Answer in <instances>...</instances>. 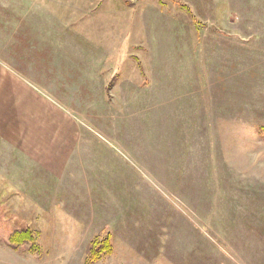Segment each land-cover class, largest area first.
Returning <instances> with one entry per match:
<instances>
[{"label": "rangeland", "instance_id": "374dc122", "mask_svg": "<svg viewBox=\"0 0 264 264\" xmlns=\"http://www.w3.org/2000/svg\"><path fill=\"white\" fill-rule=\"evenodd\" d=\"M99 231L92 264H264V0H0V264Z\"/></svg>", "mask_w": 264, "mask_h": 264}, {"label": "trees", "instance_id": "16d2710c", "mask_svg": "<svg viewBox=\"0 0 264 264\" xmlns=\"http://www.w3.org/2000/svg\"><path fill=\"white\" fill-rule=\"evenodd\" d=\"M30 243L29 251L39 256L41 252L40 246L36 243L33 232L30 229L15 231L11 234L7 245L12 249H16L18 245ZM113 247L109 233L99 231L98 234L85 246V262L84 264H92L99 261L103 257L112 253Z\"/></svg>", "mask_w": 264, "mask_h": 264}]
</instances>
